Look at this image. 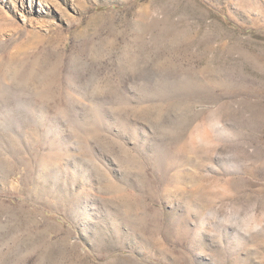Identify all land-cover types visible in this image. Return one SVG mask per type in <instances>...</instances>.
I'll list each match as a JSON object with an SVG mask.
<instances>
[{
  "label": "rangeland",
  "instance_id": "374dc122",
  "mask_svg": "<svg viewBox=\"0 0 264 264\" xmlns=\"http://www.w3.org/2000/svg\"><path fill=\"white\" fill-rule=\"evenodd\" d=\"M0 264H264V0H0Z\"/></svg>",
  "mask_w": 264,
  "mask_h": 264
}]
</instances>
